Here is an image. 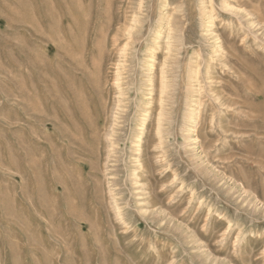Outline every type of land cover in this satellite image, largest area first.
Returning <instances> with one entry per match:
<instances>
[{"label":"rangeland","instance_id":"374dc122","mask_svg":"<svg viewBox=\"0 0 264 264\" xmlns=\"http://www.w3.org/2000/svg\"><path fill=\"white\" fill-rule=\"evenodd\" d=\"M0 264H264V0H0Z\"/></svg>","mask_w":264,"mask_h":264}]
</instances>
